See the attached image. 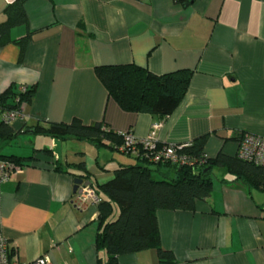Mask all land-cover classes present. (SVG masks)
Segmentation results:
<instances>
[{"label": "crops", "instance_id": "1", "mask_svg": "<svg viewBox=\"0 0 264 264\" xmlns=\"http://www.w3.org/2000/svg\"><path fill=\"white\" fill-rule=\"evenodd\" d=\"M12 1L0 0V22ZM24 8L28 24L12 28L10 37L30 31L31 40L21 62L14 42L0 48V93L11 85L34 89L22 118L11 122L19 132L14 139L22 136L21 146L31 148L8 154L47 148L54 161H83L88 180L101 184L118 165L135 160L105 146L36 135L29 127L78 118L145 138L158 124L161 145L207 136L208 159L237 156L244 135L264 137V0H25ZM114 64L156 75L187 69L191 76L175 110L158 118L123 111L108 96L94 68ZM75 178L51 166H22L0 182V233L19 263L39 257L48 264L103 262L94 247L96 207L76 206ZM156 220L162 247L179 264H264V191L214 181L193 211L160 209ZM117 259L159 264L154 249Z\"/></svg>", "mask_w": 264, "mask_h": 264}, {"label": "trees", "instance_id": "2", "mask_svg": "<svg viewBox=\"0 0 264 264\" xmlns=\"http://www.w3.org/2000/svg\"><path fill=\"white\" fill-rule=\"evenodd\" d=\"M24 1L13 0L7 4L3 10L5 18L0 22V48L14 42L19 50L20 62L31 40V32L27 31L24 36L13 40L10 32L14 27L28 24ZM94 72L108 96L123 111L148 113L158 118L175 110L186 93L191 76V71L187 69L156 75L134 64L101 65L96 66ZM33 93V88L25 87V91L21 92L19 87L9 86L0 93V116L19 108L22 103L30 102ZM29 131L62 140L84 141L96 148L105 146L111 150L122 143V136L105 123L84 124L78 118L68 123L31 126ZM18 133L1 116L0 146L13 140ZM206 140L205 135L198 137L182 150L204 161L201 167L168 161L151 163L142 151L137 156L126 153L135 163L118 165L113 169L112 177L101 184L88 180L89 174L83 161L64 164L54 161L53 152L47 148L33 149L29 156L0 152V159L20 167L51 166L57 172H69L82 181H88L100 198L95 206L97 230L94 247L104 254V263L98 259V264H119L118 256L146 249L156 251L159 264H179L172 251L163 248L160 243L156 220L158 210L193 211L197 201L211 194L214 181L239 183L264 191V167L223 153L208 159L203 150ZM115 208L118 213L113 217Z\"/></svg>", "mask_w": 264, "mask_h": 264}, {"label": "built area", "instance_id": "3", "mask_svg": "<svg viewBox=\"0 0 264 264\" xmlns=\"http://www.w3.org/2000/svg\"><path fill=\"white\" fill-rule=\"evenodd\" d=\"M19 91L24 92L25 87L20 86ZM23 104L24 103L17 109L4 112L2 114V120L5 123H11L14 120L21 119ZM158 126V124H154L152 130L145 138H136L131 132L119 133L122 136V143L116 145L115 151L122 154L130 153V155L135 156L139 154V151H142V154L146 156L151 163L168 161L178 165L203 166L204 161L197 160L195 157L182 151L185 147H188L189 144L160 146L154 132ZM236 157L264 167V137L250 134L242 136L239 140ZM20 169V166L0 159V182L6 181L12 172ZM74 193V203L78 207L84 205L96 206L100 201V198L88 181H82ZM0 264H48V261L45 257H39L29 263H19L13 255V250L11 249L8 239L0 233Z\"/></svg>", "mask_w": 264, "mask_h": 264}, {"label": "rangeland", "instance_id": "4", "mask_svg": "<svg viewBox=\"0 0 264 264\" xmlns=\"http://www.w3.org/2000/svg\"><path fill=\"white\" fill-rule=\"evenodd\" d=\"M22 136H18V138L17 139H13V140H11L10 142V146H6V147H4L3 149H2V151L4 152V153H16V154H23L22 152H24L26 149H30L31 147H22L21 145V143H20V141H19V139L21 138ZM24 142V141H23ZM23 145H24V143H23ZM12 146V147H11ZM56 150H58L57 152H60V150H61V147H54ZM64 150V149H63ZM31 153V152H30ZM74 156V155H73ZM69 160H71V159H69ZM117 213H118V210L115 208V210H114V214H113V217H116V215H117Z\"/></svg>", "mask_w": 264, "mask_h": 264}, {"label": "water", "instance_id": "5", "mask_svg": "<svg viewBox=\"0 0 264 264\" xmlns=\"http://www.w3.org/2000/svg\"><path fill=\"white\" fill-rule=\"evenodd\" d=\"M82 179L80 178H75L74 179V186H73V192H76L78 186L81 184Z\"/></svg>", "mask_w": 264, "mask_h": 264}]
</instances>
